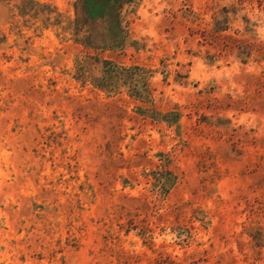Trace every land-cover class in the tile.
Wrapping results in <instances>:
<instances>
[{
	"label": "rangeland",
	"instance_id": "374dc122",
	"mask_svg": "<svg viewBox=\"0 0 264 264\" xmlns=\"http://www.w3.org/2000/svg\"><path fill=\"white\" fill-rule=\"evenodd\" d=\"M80 8L0 0V264H264V0Z\"/></svg>",
	"mask_w": 264,
	"mask_h": 264
},
{
	"label": "trees",
	"instance_id": "16d2710c",
	"mask_svg": "<svg viewBox=\"0 0 264 264\" xmlns=\"http://www.w3.org/2000/svg\"><path fill=\"white\" fill-rule=\"evenodd\" d=\"M129 0H80L81 16L83 18V28H87L83 37L82 44L87 45L91 42L93 35L91 27L96 30L112 27L114 30V41H104L100 46L93 45L101 49H118L122 47V38H120V12L121 8ZM120 38V39H119ZM137 68H131V70ZM124 69H118L109 61H103L101 77L95 80V85L100 89H108V86L114 83L116 79L122 78L121 72ZM130 70V69H128ZM120 76V78H119ZM109 84V85H108Z\"/></svg>",
	"mask_w": 264,
	"mask_h": 264
}]
</instances>
